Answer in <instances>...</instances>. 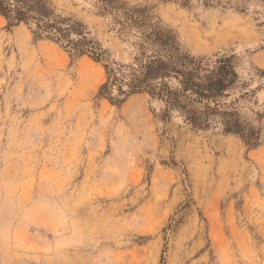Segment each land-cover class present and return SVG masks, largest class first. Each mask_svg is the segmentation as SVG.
I'll list each match as a JSON object with an SVG mask.
<instances>
[{"label":"rangeland","instance_id":"rangeland-1","mask_svg":"<svg viewBox=\"0 0 264 264\" xmlns=\"http://www.w3.org/2000/svg\"><path fill=\"white\" fill-rule=\"evenodd\" d=\"M50 1L130 62L93 0ZM124 1L193 54L234 55L227 101L261 143L163 120L147 93L116 106L102 62L0 16V264H264V0Z\"/></svg>","mask_w":264,"mask_h":264},{"label":"trees","instance_id":"trees-1","mask_svg":"<svg viewBox=\"0 0 264 264\" xmlns=\"http://www.w3.org/2000/svg\"><path fill=\"white\" fill-rule=\"evenodd\" d=\"M93 1L96 15L109 16V30L128 43L130 62L109 59L84 23L72 14L57 12L50 0H0V16L8 29L21 23L33 25V40L55 41L72 58L88 55L93 61L102 62L106 80L100 85L98 96L107 97L116 106L130 95L147 93L161 103L163 120L176 112L193 129L219 126L223 133L237 135L248 148L261 143L259 131L243 125L233 111L237 99L227 101L238 82L234 55L191 53L182 46L178 34L153 13V5ZM163 1L187 6L190 0ZM260 72L264 78V70ZM113 88L116 97L110 96ZM244 95L246 92L241 96Z\"/></svg>","mask_w":264,"mask_h":264}]
</instances>
